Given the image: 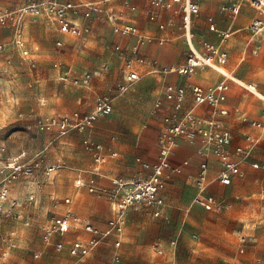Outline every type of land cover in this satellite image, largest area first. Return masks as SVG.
I'll return each instance as SVG.
<instances>
[{"label": "rangeland", "instance_id": "rangeland-1", "mask_svg": "<svg viewBox=\"0 0 264 264\" xmlns=\"http://www.w3.org/2000/svg\"><path fill=\"white\" fill-rule=\"evenodd\" d=\"M221 1L212 9L202 7L200 18L205 21L208 15H214L219 27L226 29L230 17L234 16L227 9L229 0ZM4 2L20 6L25 0ZM137 2L143 10L145 2ZM242 5L237 17L241 19L239 27L255 17L264 18L261 12L250 9L245 3ZM117 10L121 8L117 7ZM141 12L138 17L144 22L145 14L141 15ZM78 18V22L84 24V30L88 27L89 32L83 31L80 37L69 38L63 47L56 46V34L48 22L27 23L24 39L31 57L36 60L34 66L22 58L12 44L7 43L6 51L0 55L2 66L6 60L11 64L10 73L0 77V142L7 146L9 154L28 149L31 160L41 161L44 167L61 166L53 177L40 174L39 181L34 184L21 178L14 183L15 186L11 185L9 201L0 206V260L3 264H75L67 249L57 252L45 242L44 230L55 219L67 215L89 220L103 230L114 217L106 198L77 188L79 177L92 174L93 161L83 149V135L73 132L63 138L46 132L35 139V115L91 110L97 96L109 97L114 102L113 114L100 118L90 132L96 141L116 145L118 157L108 161L104 177L98 182L101 188H110L112 178L127 180L140 170L134 163L136 157L153 158L157 153L164 116L161 111L154 116L150 112L157 100L164 101V77L148 74L146 61L152 58L161 61L163 55L160 51H165L168 46L175 50L165 52L168 62L180 64L188 53L185 39L180 37L164 45L157 44L154 52L152 46L141 48L138 51L142 54L135 58L129 46L122 47V52L116 51V44L123 39L115 36L112 26L105 20H86L82 15ZM12 34L11 24L0 27V40L11 41ZM253 36L242 31L223 42L221 50L228 54L226 67L231 72L258 83L264 90V48L257 56L251 54ZM214 42L220 44L221 38L215 35ZM243 57H246L244 61ZM127 58L140 69L142 78L121 93L117 85L123 79L122 68L125 63L127 65ZM139 58L143 62H137ZM105 64L111 69L100 75ZM62 66L70 67L73 77L91 72L94 75L91 90L71 85L65 87L58 81L59 71L55 70ZM180 79L184 83L187 78ZM41 102L47 106H42ZM164 105L171 104L164 102ZM60 158L63 163H56ZM196 193L191 179L177 178L163 192L166 201L160 216L133 208L127 210L119 248L123 264H264V205H244L250 200L239 191V201L229 195L230 201L237 202L231 210L215 214L193 203ZM67 198L73 202L66 204ZM13 203L16 205L11 208ZM8 211L11 213L7 214ZM79 226L80 229L66 234L64 239L74 240L79 235L82 241L89 240L91 234L83 230L81 223ZM242 236L249 237L251 242L257 238L258 243L256 246L250 243L244 248L245 252L240 253ZM113 238H104L84 264H110L116 250Z\"/></svg>", "mask_w": 264, "mask_h": 264}, {"label": "built area", "instance_id": "built-area-1", "mask_svg": "<svg viewBox=\"0 0 264 264\" xmlns=\"http://www.w3.org/2000/svg\"><path fill=\"white\" fill-rule=\"evenodd\" d=\"M115 0H25L20 6H8L0 0V27L12 25L13 36L11 42L21 53L30 65L34 66L36 60L31 57L27 42L23 36L24 23L27 19L38 20L45 18L56 25L58 31L62 34L80 36L84 30L83 26L76 23V19L82 15L84 19L93 18L105 20L112 26L113 33L121 38L134 37L136 44L134 52H138L140 47L152 43L154 40L143 36L139 29L128 19L123 12H117L109 6L110 2ZM243 3L249 4L251 8L261 12L264 17V0H230L228 10L231 15L237 16L240 13ZM150 11L149 20L157 21L163 12L170 11L175 16L181 18V27L184 31L185 40L188 46V55L185 64L170 65L158 67L154 64V73L161 75L177 74L189 76L197 69H211L223 77V81L215 87L203 88L198 85L188 84L187 86L168 85L164 90V98L172 103V111L163 118V128L158 137V156L155 162H147L142 158H136L139 164L147 174L136 175L133 179L125 180L122 178H112L110 188H101L97 184V177L101 176V167L108 160V156L115 157L116 153L107 155L104 147L92 141L89 138L83 140L85 150L91 155L94 161L93 176L86 180L79 178L77 187L85 189L89 193L98 194L106 198L111 206L114 217L109 221L104 230L96 228L90 222L71 218L69 215L61 216L55 219L52 224L46 228L44 240L47 244L53 243V238L62 239L69 232L72 223L82 224L83 229L91 234L87 241L75 240L69 244V254L75 259V264H84L86 259L92 254L95 247L100 242L111 236L119 238L124 229V213L129 209L142 210L151 213L154 216H160L165 207L163 192L168 182L181 173L180 167H174L171 158L182 142L187 143L195 149V155L201 159L199 171L195 179L197 193L193 203L200 207L221 212L224 204L217 201L211 195H208L209 182V159L215 158L220 163V170L217 175V181L223 186H230L235 179L244 177L243 166L248 162L252 154V146L257 143V139L252 136H246L247 145L245 147H236L231 149L233 136L225 128L224 124H215L197 116L193 111H188L180 115L188 93L192 94L193 100L197 106L206 105L214 110L215 116L225 118L229 111L225 108L227 94L230 89L228 82H234L245 88L248 92L260 98L263 103L261 118L252 121L251 124L256 128H264V94L258 91L256 86L245 85L234 78L229 71L225 69L227 62V53L221 50L219 45L202 42L201 49L194 42L192 33L193 18L200 14V6L194 0H149ZM124 7L132 12L137 10L129 0L124 1ZM211 23L210 30L217 33L223 41L227 40L232 32H224L216 28L213 18H209ZM165 26L161 25L160 29ZM247 30L254 36L264 34V18L253 20ZM57 46H62L61 41L56 42ZM7 43H0V55L7 49ZM116 51L122 52V46L116 45ZM260 47L257 46L254 54H257ZM137 62H143L142 58ZM130 59L127 60L128 72L124 74L123 83L117 86L121 93L128 90L129 86L140 80L137 71L131 70ZM10 60H6L0 68V76L10 73ZM110 69L108 64L101 67L100 73L107 72ZM93 74L86 72L80 78L72 79L68 73L61 76L63 82H71L74 86L89 87L91 85ZM113 101L107 96H98L93 110L89 113L79 111L67 115H51L39 117L36 121V128L39 132H57L59 136H66L74 131H85L94 126L102 117H107L113 113ZM164 103L158 100L154 105V113L162 111ZM3 150L0 148V206L9 201L10 187L21 178L33 181L38 170L42 168V162L31 160L27 151H22L15 156L2 157ZM189 160L183 162V166L189 165ZM60 164L45 168V174L49 176L60 169ZM254 168H260L257 163ZM66 204L71 200L66 199ZM16 203L11 204L13 208ZM8 211L7 214H10ZM245 242V239H242ZM122 242L116 240L114 246L116 251L112 255L110 264H123L119 248ZM57 252L64 250V243L58 241L54 243ZM0 264L3 261L0 260Z\"/></svg>", "mask_w": 264, "mask_h": 264}, {"label": "crops", "instance_id": "crops-1", "mask_svg": "<svg viewBox=\"0 0 264 264\" xmlns=\"http://www.w3.org/2000/svg\"><path fill=\"white\" fill-rule=\"evenodd\" d=\"M124 1L125 0H115L114 2L113 1L110 2L109 6L111 8H113V9H115L117 12H123L125 17H126V19L131 21L139 29L140 33L143 36L148 37V38H152L154 40L152 43L146 44V45L140 47V49L141 48L144 49L145 47L148 49V48H151L150 46H152L154 48V49L152 48V52H154L155 49H156L155 46L157 44L158 45H164L165 42H168L169 40H171L173 38L176 39V38L184 37V39H185L184 31H183V29L181 27V18L179 16H175L170 11H165V12L162 13L161 17L157 21L151 22L149 20V11H150L149 0H129L131 2V4L136 6V8H137V10L135 12H132V11L126 9L124 7ZM137 1L145 2V8L143 10L140 9V6H139ZM194 1L196 3H198L199 6H200V14L193 18L192 33L194 35V42H195L196 46L198 48H200V49H201V43L202 42H210V43L219 45L221 47L223 42L228 41L232 36H234V35H236L238 33H241L242 31H247V33L251 34L247 30V26L255 19H262V18L255 17L252 20H250L245 26L239 27L238 23H239V21L241 19H239L237 17H238V15L241 14V10L243 9L241 7L240 13L237 16H234L233 18L230 17V21H229L228 27L226 29H222V28L219 27L218 21L216 20V17L214 15H211V14L208 15L206 17L205 21H204L203 18H200V15L202 14V9H203L202 7L210 6V8L212 9L214 6H219L222 1L221 0H194ZM3 2H4V0H3ZM229 2H230V0H229ZM4 3L7 4L8 6H13V5L9 4L8 2H4ZM245 4L249 6V4H247V3H245ZM117 7H120L121 10H117ZM249 8L252 9L251 6H249ZM246 9L247 8H245V10ZM252 10H254V9H252ZM140 12H141V15L145 14L144 22H142V19H140V17H138ZM248 13H249V11H248ZM209 18H213V23L215 24V26H216V28L218 30L224 31V32L230 30L232 32L231 36L225 41H223L221 39V43L220 44L217 43V42H214L215 41V35H217L218 37H220V36L217 33L212 32L210 30L211 23L209 22ZM78 20H79V18L76 19V23H78L80 26H83L84 24L81 25V23L78 22ZM43 22H48L53 27L54 32L56 34L55 43L57 41H61L63 43V45L60 46V47L65 46L66 42H67V40L69 38H78V37H80L82 35V33H81L80 36L62 34V33H60L58 31V29H57L55 24H53L52 22L48 21L45 18H41V19H38V20L27 19L25 21V23H24L23 36H25V30H26L27 23H43ZM161 25H164L165 28L164 29H160ZM206 26H207V28H206ZM85 28L86 29L83 30V31L89 32V28L88 27H85ZM177 31H179L180 33L177 32ZM115 36H117V35H115ZM197 36H200L199 40L197 39ZM117 37H119V36H117ZM253 37H254V40H253V43H252L253 49L251 51V54L253 56H257L259 54V52L257 54H254V51H255V48L257 46L260 47V51L264 48V34L260 35V36H253ZM122 39L123 40H121V42H118L116 45L120 44L123 47V49H124V47L126 48V46H129L132 56L135 57V58H138V56L140 57V55L142 54L141 51L140 52L138 51L137 53L134 52V46L136 44L135 38L134 37H129V38H122ZM10 42L11 41H9V40H5V41L4 40H0V43H8L9 44ZM185 42H186V40H185ZM56 46H57V44H56ZM57 47H59V46H57ZM36 49H38V48H36ZM172 50H173V47L172 46H168L165 49V51L164 50L160 51V54L163 55V59L161 61L159 60V58H157V59L152 58L151 60L146 61V62H148L147 66L149 67L148 74H152L154 76H162V77H164V81H163L164 90H165L166 86H168V85L187 86L188 84L198 85V86H201L203 88H211V87L217 86L219 83H221L224 80L223 77L220 74H218L217 72H215V71H213L211 69H197L194 74L189 75V76H182V75H177V74L161 75V74L154 73L153 72L154 64H156V66H158V67L170 66V65H178V66H180V65L185 64L188 53L186 55L185 60L182 63H180V64L168 62L169 59L167 60V55L166 54L171 52ZM147 52H148V50H147ZM165 52H167V53H165ZM172 52H175V50H173ZM128 59L129 58H127V60ZM245 59H246V57H243L242 61H244ZM227 63H228V59H227V62L225 64V69L227 71H229L230 74L234 78H236L240 82L244 83L245 85L256 86L258 91L261 92L262 94H264V90L259 87L258 83H254V82L245 80V79L235 75L233 72H231L226 67ZM1 67H2V63L0 64V68ZM110 69H111V67H110ZM130 69L137 71L139 73V75H140V79L142 78L140 69L138 67L135 68L133 63H131V68ZM55 70L59 71V80L58 81L59 82L61 81L62 84L65 87L68 86V85L74 86L71 82H63L61 80V76H63L65 73H68L69 76L72 79H74V78H80L86 72H89V71H85L81 76L73 77L72 76V69L70 67H68V66H66V67L62 66L61 68L58 67ZM128 71H129V68L127 67V65L125 63V66L122 68V77H123V79H122L121 82H119V84L123 83L124 74H125V72H128ZM199 71H201V72L205 71V73L199 74L198 73ZM107 73H108V71L100 73V75L101 74H107ZM180 78H187V79H186V81L184 83H182V80ZM228 84L230 86V89L228 91L227 101L225 103V108L229 111V115L227 117L221 118V117L215 116L214 110L211 107H208L206 105L197 106L195 104V102L193 100V97H192V94L190 92L188 93L186 102H185L182 110L179 113L180 115H183L186 112L192 110L195 115L200 116V117H202L203 119H205L207 121H212L215 124H222L223 123L225 128H227L231 132V134L233 136V140H232V144H231V149L232 150L234 148H236V147H245L247 145L245 137L248 136V135L252 136L253 138H256L258 140L257 143L252 146L251 157L249 158L248 162L242 168L243 172L245 174L244 177L241 178V179H235L233 184L230 185V186H223L217 181V175H218V172L220 170L219 161L217 159H215V158H210L208 160L209 161V166H210V171H209L210 186H209V189H208L207 193H208V195H211V196L215 197L218 202L224 204V209L221 212H216V211L210 210V211H212L215 214H221V213H223L225 211L231 210L232 207L234 206V204L236 205L237 202L230 201L229 200V195L232 196V198L235 201H239L241 199V194H239V191H241L243 195H246V198H248L250 200L249 202L244 203V205H247V206H249L250 204L251 205L252 204L264 205V128L263 129L256 128V127H254L251 124L252 121L260 120L261 111H262V108H263V103L260 100V98H258L257 96L253 95L252 93L248 92L245 88L241 87L237 83L228 82ZM74 87H78V86H74ZM92 87H93V79H92L91 85L89 87H79V88H83V89H86V90L90 91ZM163 96H164V92H163ZM96 98L94 100V106H95ZM164 102L165 103H169V102H167L165 100V98H164L163 103ZM79 103H81V99L79 100ZM16 104H19V101H17ZM169 104H171V105H168L167 107H166V105H164V107H166V109H165L166 113H164V111L162 110L161 112H162L163 116H165L166 114H168L169 112L172 111V103H169ZM41 105L42 106H45V105L47 106V104L43 103V102H41ZM94 106H93V108H94ZM93 108L91 110H76V111H79L81 113H89V112H91L93 110ZM113 108H114V102H113ZM114 109H113V112H114ZM76 111H74V112H76ZM157 113L158 112L154 113V106H153V108H152V110L150 112V115L154 116ZM67 114H71V113H66V114H55V113H53L51 115L59 116V115H67ZM20 116H22V115H20ZM39 116L40 117H46L45 115H39ZM35 117L39 118L38 115H35ZM35 122H36V118H35ZM34 128H35V131H34L35 139L38 138L41 134H45L46 133V132H39L37 130V128H36V124H34ZM92 128L87 129V130L82 131V132L74 131L76 133H79V134L83 135V137L81 139L82 146H83V140L86 139V138H89L92 141L101 144L104 147V151H105V153L107 155H110L111 153H116L117 154V156H115V157L108 156V160L101 167V176L96 178L97 179V184H99L98 183L99 180L104 177L105 166L107 165L108 161L115 160L118 157V152L116 150V147H115L116 145H115L114 142H112L111 144L106 145L104 143L96 141L92 137L91 132H90V130ZM162 128H163V126H162ZM50 133H54V134L59 136V134L57 132H55V131L47 132L46 134H50ZM72 133L73 132L69 133L66 136H59V137L66 138V137H69L70 134H72ZM0 148L3 150L2 157L15 156V155L19 154L22 151H27L30 154L28 149L21 150V151H19L16 154H9L8 153V148L3 142H0ZM83 149H84V151L86 153H88L85 150L84 146H83ZM157 156H158V144H157V153H156V155L153 158H147V159L144 158V157H136V158H142L143 160L152 163V162H155L157 160ZM90 157H91V155H90ZM136 158L134 159V163H135V165H137L140 168V170L137 173H135L132 177H130V179H133L136 175H139V174H147V172L145 170H143V168L139 164L136 163V161H135ZM91 159H92V157H91ZM185 160H189L190 163H189L188 166H183L182 165ZM92 161H93V159H92ZM171 162H172V165L174 167H180L181 173L176 175V176H173V178L168 182V184L171 183L172 181H174L177 178H185L186 177L187 179H191L193 181L194 188L196 189L195 179H196L198 171H199V164L201 162V159L195 155V149L193 147L189 146L187 143L182 142L181 146L176 150L175 154L171 158ZM56 163H63V158L58 159L56 161ZM255 163L259 164L261 167L260 168H254L253 164H255ZM45 168L46 167H44L42 165V168L37 171L36 177H35V179L33 181L26 180V179L25 180L29 181V182H33L32 184L38 182L39 181V175L40 174H45ZM93 168H94V161L92 163V171H93ZM57 172L58 171L53 172L52 174L49 175V177L55 176L57 174ZM92 176H93V172L90 175V177H86V178L85 177H79V178H84L86 180H89ZM114 178H117V177H114ZM130 179H127V180H130ZM14 186H15V184H14ZM36 186H37V188H39L38 185H36ZM11 190H10V192H11ZM78 190H85V189H79L78 188ZM196 192H197V189H196ZM217 195H223V196L218 197ZM254 196H258L257 197L258 199L255 198V199L251 200L252 198H254ZM67 199H70L71 203L73 202V199H71V198H67ZM83 220L87 221V222H90L89 220H85V219H83ZM79 225L80 224L72 223L71 224V228H70L68 233H70V232L74 233L75 230L80 229L81 226H79ZM96 228H98V227H96ZM245 228L246 227L244 226V229ZM255 228H256V226L253 229H255ZM112 237H114L113 238L114 240L112 241L113 242L112 244H113L114 249H116L115 246H114V242L116 240H120V237L119 238H117L116 236H112ZM90 238H91V235H90ZM243 238L245 239V242H242ZM248 239H249V237H247V236L246 237H243V236L240 237V243L241 244H239V249H238L240 253H244L245 252L244 248L247 247L250 243L254 244V246H256L255 244L258 243V239L257 238L253 240L254 242H251L250 239L249 240ZM75 240H81L79 235H76L74 240L64 239V238L59 239L57 237H54L53 241H52L53 243L48 244V245L55 249L54 243H56L58 241H62L64 243V250L67 249V252L69 254V251H68L69 244L72 243ZM245 243L247 245H245V246L242 245V244H245ZM240 246H244V247H242V250L240 249ZM119 252H120V250H119ZM120 254H121V252H120ZM36 257H38V255H36ZM258 261L260 262L261 259L259 258Z\"/></svg>", "mask_w": 264, "mask_h": 264}]
</instances>
